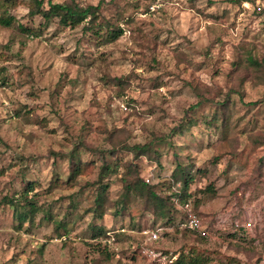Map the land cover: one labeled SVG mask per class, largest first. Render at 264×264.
I'll return each mask as SVG.
<instances>
[{"label":"rangeland","instance_id":"1","mask_svg":"<svg viewBox=\"0 0 264 264\" xmlns=\"http://www.w3.org/2000/svg\"><path fill=\"white\" fill-rule=\"evenodd\" d=\"M106 1L124 17L123 34L112 42L86 36L81 26L53 23L37 38L0 26V53L8 56L0 58V264H170L190 244L213 251L209 264H264V144L250 137L264 130V85L247 66L249 51L264 58V0ZM27 13L24 5L16 9L36 28L39 17ZM118 76L121 84L113 81ZM198 93L230 98L227 127L207 123L216 105L192 107ZM190 118L197 123L177 133ZM158 135L160 164L152 149L139 156L126 148L108 158L139 160L145 175L162 180L178 163L186 167L207 238L175 228L161 235L154 228L161 222L140 215L136 196L132 208L116 212L122 167L107 179L103 217L93 212L96 187L85 185L97 172L75 186L50 183L54 171L64 180L69 172L67 157L50 150L70 152L82 142L107 149L111 140L134 145ZM80 152L84 160L99 158L85 147ZM23 172L37 181L38 203L66 221L67 232L60 235L41 211L18 227L4 198L20 194ZM134 215L143 231L132 229ZM100 226L108 236L92 238ZM156 230L155 239L146 233Z\"/></svg>","mask_w":264,"mask_h":264},{"label":"trees","instance_id":"2","mask_svg":"<svg viewBox=\"0 0 264 264\" xmlns=\"http://www.w3.org/2000/svg\"><path fill=\"white\" fill-rule=\"evenodd\" d=\"M107 1L100 0L98 3L83 4L79 0H64L62 2H55L53 0H0V26L4 28H18L27 36L37 38L43 34L51 24L56 23L65 28L82 27L83 34L94 39L103 40L105 42H112L118 39L123 34L121 27L122 17L121 11L117 9L111 13L104 5ZM24 5L28 9V16L39 17V25L36 28L26 26L16 15V9ZM119 8V6H118ZM8 59L4 52L0 53V58ZM247 66L252 68L255 72V79H260L264 85V58L259 59L252 51L248 52ZM262 71V72H261ZM6 67L4 64L0 66V74H5ZM113 81L121 84L124 81L122 77H114ZM199 101L192 107H197L202 104L216 105V113L210 118H207V123L223 129L227 127L228 119L227 113L229 109L230 98L217 100L206 96L204 93H198ZM264 101V95L260 102ZM18 113V112H17ZM19 114V113H18ZM198 119L190 118L184 120L181 125L175 128L177 133H183L190 124L197 123ZM154 136L151 140L143 144L130 145L127 143L112 142L110 148H98L82 142L77 144L70 152H60L50 150V154L54 157H67L69 161V172L66 180L54 171L50 183L54 186L69 185L75 186L80 184L81 179L86 178L97 172V177L94 180H88L85 185L89 187H96L97 195L94 202L93 212L97 217H103L106 213L105 204L108 201L107 193L110 188V180L108 177L119 173L122 167L120 182L123 191L120 197L115 200L116 212H124L128 208H132L130 198L132 196L139 197L142 200V207L140 208V215H151L155 221L161 222L154 228H160L161 235L167 234L168 228L181 229L184 232H191L201 240L208 236H203L200 232L191 230L188 227L182 226L185 221V213L182 209V204L191 202L198 211L197 206L192 201V194L189 191L191 183L193 182V175L182 164L178 163L175 170L170 174L167 180H162L161 174L155 177L150 173L147 176L143 173V167L139 160H127L125 162L109 160L108 155L115 156L120 150H133L136 155H146L151 149L154 151L156 163L160 164L161 151L156 146V138ZM252 143L264 144V130H258L250 134ZM85 147L91 153H99L98 160H84L81 156L80 149ZM264 160V155L261 161ZM100 161V164H98ZM5 173V167L0 168V174ZM22 189L20 194L5 196L6 205L12 208L13 215L19 220V228L24 221L29 220L34 222L38 212L41 211L45 218L53 220L57 231L62 235L63 231L67 232V222L55 218L51 207L45 203H38L35 192L37 181L27 178L26 172L22 174ZM165 186V187H163ZM197 205V204H196ZM119 214V213H117ZM140 216V217H141ZM135 219V215L131 216L132 229L143 231L144 227L140 224V219ZM241 229V228H238ZM209 230V229H208ZM243 231H247L242 228ZM107 237V231L100 226L97 234L92 238ZM106 249H111L108 243H105ZM135 250L140 253V248ZM161 251V250H160ZM213 251L202 249L194 244L187 245L179 250L176 258L170 264H209L208 255ZM210 257V256H209ZM213 259V258H212ZM229 260H236V258H228ZM227 261V260H226ZM228 262L217 261L214 264H227ZM231 264V263H230Z\"/></svg>","mask_w":264,"mask_h":264},{"label":"built area","instance_id":"3","mask_svg":"<svg viewBox=\"0 0 264 264\" xmlns=\"http://www.w3.org/2000/svg\"><path fill=\"white\" fill-rule=\"evenodd\" d=\"M182 209L185 213V221L182 223V226L188 227L191 230H195L200 232L203 236L209 235V230L206 227L202 217L197 212V210L194 208L191 202H186L185 204H182ZM245 228H250L252 226L251 221L245 222L243 224ZM146 233L149 235L151 239L158 238V231H146ZM156 254L154 253V256ZM172 262V260L170 261Z\"/></svg>","mask_w":264,"mask_h":264}]
</instances>
